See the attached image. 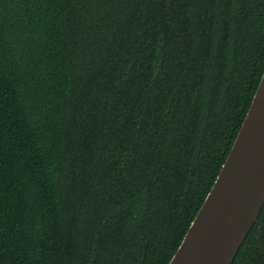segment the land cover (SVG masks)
I'll list each match as a JSON object with an SVG mask.
<instances>
[{
  "label": "trees",
  "instance_id": "trees-1",
  "mask_svg": "<svg viewBox=\"0 0 264 264\" xmlns=\"http://www.w3.org/2000/svg\"><path fill=\"white\" fill-rule=\"evenodd\" d=\"M263 72L264 0H0V264H168Z\"/></svg>",
  "mask_w": 264,
  "mask_h": 264
},
{
  "label": "water",
  "instance_id": "water-1",
  "mask_svg": "<svg viewBox=\"0 0 264 264\" xmlns=\"http://www.w3.org/2000/svg\"><path fill=\"white\" fill-rule=\"evenodd\" d=\"M264 205V72L229 154L168 264H231Z\"/></svg>",
  "mask_w": 264,
  "mask_h": 264
}]
</instances>
